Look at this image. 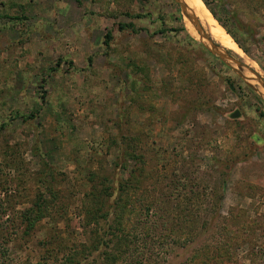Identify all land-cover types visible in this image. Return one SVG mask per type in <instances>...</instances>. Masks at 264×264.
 I'll use <instances>...</instances> for the list:
<instances>
[{"label":"rangeland","instance_id":"1","mask_svg":"<svg viewBox=\"0 0 264 264\" xmlns=\"http://www.w3.org/2000/svg\"><path fill=\"white\" fill-rule=\"evenodd\" d=\"M178 1L0 0V264H264V0Z\"/></svg>","mask_w":264,"mask_h":264},{"label":"bare ground","instance_id":"2","mask_svg":"<svg viewBox=\"0 0 264 264\" xmlns=\"http://www.w3.org/2000/svg\"><path fill=\"white\" fill-rule=\"evenodd\" d=\"M182 1H184V3H186V5L192 11H194V13L198 17V19H200L205 25H207L211 37L216 42H218L224 48L233 51L239 57L246 59L245 56L243 57L241 50L234 44V42L229 38V36L224 32V30H222L219 27V25L213 19V17L208 12V10L204 6V4L201 2V0H182ZM189 24H191V23H189ZM187 26H189V25L187 24ZM247 83H249V82H247Z\"/></svg>","mask_w":264,"mask_h":264},{"label":"trees","instance_id":"3","mask_svg":"<svg viewBox=\"0 0 264 264\" xmlns=\"http://www.w3.org/2000/svg\"><path fill=\"white\" fill-rule=\"evenodd\" d=\"M209 12V11H208ZM5 18H9L8 16H3ZM38 218V216H36V211H32L31 213H28V215L26 216V220H27V226L25 228V231L30 230L33 227V223L35 222V220Z\"/></svg>","mask_w":264,"mask_h":264},{"label":"water","instance_id":"4","mask_svg":"<svg viewBox=\"0 0 264 264\" xmlns=\"http://www.w3.org/2000/svg\"><path fill=\"white\" fill-rule=\"evenodd\" d=\"M179 4H180V1L176 0Z\"/></svg>","mask_w":264,"mask_h":264}]
</instances>
